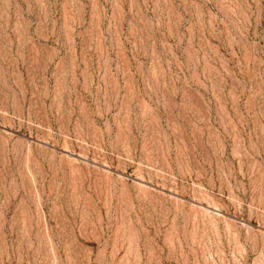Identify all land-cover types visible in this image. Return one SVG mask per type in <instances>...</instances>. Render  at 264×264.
I'll return each instance as SVG.
<instances>
[{"label": "rangeland", "instance_id": "374dc122", "mask_svg": "<svg viewBox=\"0 0 264 264\" xmlns=\"http://www.w3.org/2000/svg\"><path fill=\"white\" fill-rule=\"evenodd\" d=\"M0 264H264V0H0Z\"/></svg>", "mask_w": 264, "mask_h": 264}]
</instances>
